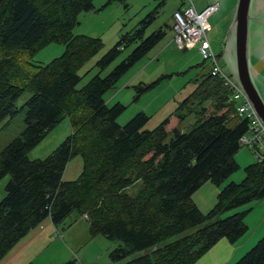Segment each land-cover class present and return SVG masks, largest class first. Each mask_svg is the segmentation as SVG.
Listing matches in <instances>:
<instances>
[{
	"label": "trees",
	"instance_id": "trees-1",
	"mask_svg": "<svg viewBox=\"0 0 264 264\" xmlns=\"http://www.w3.org/2000/svg\"><path fill=\"white\" fill-rule=\"evenodd\" d=\"M111 1L127 6L128 0ZM96 9L95 0H0V127L26 110L24 131L0 151V180L10 176L0 200V261L47 218L58 225L75 211L86 216L91 237L102 234L116 243L110 252L116 263L197 264L221 239L233 244L248 233L249 210L222 217L225 212L264 199V160L249 164L241 182L222 187L240 167L236 154L249 120L238 115L231 90L209 68L177 108L179 118L186 108L197 115L188 130L171 131L170 117L146 128L151 116L143 111L120 124L127 106H108L105 95L166 31L161 26L144 38L143 26L124 34L98 61L100 71L124 45L137 38L140 44L109 74L98 73L78 88L80 69L103 43L75 34L74 27L81 13ZM165 26L173 29V24ZM60 42L66 45L61 56L44 65L34 62L40 49ZM143 85L139 93L154 83ZM26 91L31 96L18 106ZM196 103L199 112L193 110ZM66 117L71 134L47 157L30 158L31 150ZM76 156L82 157L83 170L78 178L64 180ZM209 180L222 188L214 206L203 212L193 195ZM192 228L197 230L160 245ZM146 249L150 252L124 262ZM233 264H264V236Z\"/></svg>",
	"mask_w": 264,
	"mask_h": 264
},
{
	"label": "rangeland",
	"instance_id": "rangeland-1",
	"mask_svg": "<svg viewBox=\"0 0 264 264\" xmlns=\"http://www.w3.org/2000/svg\"><path fill=\"white\" fill-rule=\"evenodd\" d=\"M218 1L219 0H193L195 4L197 2V4L200 3L204 6L203 9H197L198 7L195 6L198 11H202L209 5ZM95 5L97 8L95 11L83 12L80 14L79 23L74 27L75 34L99 37L102 39L103 43L102 48L80 69L79 73L82 76V80L78 84V88H82L98 73L101 76L109 74L140 44L141 39L137 38V41H134L132 44L124 45L118 57H116L112 63L108 64L105 69L100 71L97 66L98 61L122 39L124 34L128 32L134 33L136 27L145 26L144 38H147L152 32L154 33V31H157L161 26H164L166 31L164 39L151 48L144 57L135 62L127 72L120 77L114 88L106 93L105 99L108 106H112L117 102H121L127 106V109L119 117V123L122 125L127 123L135 114L143 111L151 117L153 114V119H151L152 125H156L157 122L170 117L169 129L171 131L175 128L182 131L188 130L197 120V115L188 111V108H186L180 112L181 115H184V118H179L177 108L179 104L188 97V94L194 90L196 78L200 74H206L209 71L210 63H204V59L199 54L197 46V48L191 51L178 48L174 42L175 34L173 29L169 26H165L166 24H173V11L178 7L179 1L128 0L127 7L124 3L118 1L109 2V0H95ZM208 38L210 41L209 36ZM65 48L66 45L64 42L51 43L36 53L34 62L36 61L37 64L42 65L47 64L54 58L61 56ZM231 59H233V61L235 60L237 64L236 46L234 55L231 56ZM233 75L234 78L237 79L238 69H236ZM152 83H154L153 87L143 93H139L138 87H140V85L144 87L143 84L151 85ZM30 96L31 93L26 91L18 99V106H22ZM207 104L211 110V104L213 105L212 101L207 102ZM199 106L200 104L198 103L194 104L193 110L199 112ZM25 116L26 110H22L11 119L7 118L2 123V128L0 127V151L9 145L14 138L22 134L26 127ZM71 132V124L68 117H66L49 131L46 137L31 150L29 154L30 158L38 159L47 157L71 134ZM256 160L257 156L253 150L247 146H242L236 154V161L240 167L225 180L222 187L229 182H241L246 176L245 168L249 164L256 162ZM72 165L73 163L69 169ZM78 177L79 175H77L76 178ZM9 179L10 176L6 175L0 180V200L6 195L5 186ZM222 187L210 180L206 181L195 193L193 200L203 212H208L214 206ZM128 191L131 193L133 189L130 188ZM244 210H249L247 214L249 223H254L256 221L261 222L264 218V199L253 200L238 206L225 212L222 217H227L233 213ZM85 217L84 214L81 215L74 211L71 216L67 217L66 223L75 224L81 222L77 221L76 218L84 219ZM82 224L83 227L87 225L86 221H84V223H78L80 227L77 229L78 233H76L74 237L76 239V244L85 243L82 246L85 251L80 253V251L75 250V246L69 247L72 256H75L76 252L79 254L75 256L78 260V264H114V261L110 258V252L113 248H110L111 245L115 246L116 243L113 244V242L106 239L102 234H97L92 240L87 237L89 235L88 232L80 235ZM70 229L71 228H69V230ZM195 230H197V228H192L184 233L172 236L161 242L160 245L172 242ZM250 232H252L251 228L248 233ZM21 240H19V242ZM50 245L51 240L48 239L33 240L25 247L21 256L19 257L18 254L10 263L14 264L20 259V262H25L23 264H50L59 248L58 244H55L50 249ZM59 245L65 247L63 244ZM92 249L99 251L95 252ZM146 252H150V250L146 249L141 253L130 256L126 258L124 262ZM208 255L202 256L204 257L202 259H204L203 261H205V263L206 260L210 259L212 253ZM32 257L34 258L27 262V260ZM84 257H86L87 263H84ZM216 263L217 261L214 262V264Z\"/></svg>",
	"mask_w": 264,
	"mask_h": 264
},
{
	"label": "crops",
	"instance_id": "crops-1",
	"mask_svg": "<svg viewBox=\"0 0 264 264\" xmlns=\"http://www.w3.org/2000/svg\"><path fill=\"white\" fill-rule=\"evenodd\" d=\"M218 2L220 4V8L210 17V23L212 26L211 31L209 33L210 42L212 49L216 54H218L217 56L220 65L223 67L226 73L233 75L236 69H238V65L236 64V61L235 60L233 61V59H231V56L234 55L235 46H236V17H237V7L239 0H219ZM193 4L198 7V8L196 7L197 9H203L204 7L200 3L197 4V2H196L197 5L195 4V2H193ZM248 24H249V29H248L247 55H248L249 68L252 79L254 80L256 88L264 102V0H251ZM194 48L182 49V50L191 51L194 50ZM202 75L203 74H200L198 77H201ZM197 86L198 83L196 81L193 91H195ZM192 92H190L188 96ZM167 118H164L163 120L157 122L156 125H152L151 122V119H153V114H152V117L150 118L146 128L152 129ZM72 163L73 165L69 169ZM82 170H83V159L81 156H76L68 163L66 170L64 172L63 179L74 180L76 179L77 175L81 174ZM84 219L76 218L77 221H81L83 223L84 221H86L87 223L86 227H83V224L81 225L82 230L80 232V235L88 232L89 235L87 237L92 240L96 236L94 237L90 236L89 223L86 217ZM66 221L67 218L64 222L56 225L52 222L50 218H47L39 226L32 229L25 237L22 238L20 242L18 241L17 244L9 251V253L0 261V264H13L10 263V261H12L18 254L20 257L25 247L31 241L40 240V239L51 240L50 249L55 244H58L59 246L57 252L53 257V261L50 264H64L67 261L74 259L75 256L79 254L76 252L75 256H72V254L70 253L71 247L75 246V250L80 251V253L85 251V249L83 250L82 248V246L85 243L76 244V239L74 237L75 234L78 233L77 229L80 227L78 226V223L81 222H77L75 224H67ZM246 221L249 224V229L250 228L252 229V232L247 233L245 236H243L241 239H239L237 242L233 244L229 243L227 239H221L208 253L205 254V256H207L208 254L210 255L212 253L210 259L206 260L205 263V261H203L204 259H202L204 257H202L197 264H214L215 261H217L216 264H232L235 261H237L241 256H243L258 241V239L264 236V218L261 222L256 221L254 223H249L247 216ZM69 228L71 229L69 230ZM59 244H63L65 247H62ZM112 248H114V246L111 245L110 249ZM92 250H94L95 252L99 251L96 249H92ZM37 256L40 257L39 255ZM33 258L34 257L28 259L27 262ZM86 260H87L86 257H84L83 258L84 263H87ZM23 263L25 262H20L19 259V261H17L14 264H23ZM114 264H123V262L120 263L114 262Z\"/></svg>",
	"mask_w": 264,
	"mask_h": 264
},
{
	"label": "built area",
	"instance_id": "built-area-1",
	"mask_svg": "<svg viewBox=\"0 0 264 264\" xmlns=\"http://www.w3.org/2000/svg\"><path fill=\"white\" fill-rule=\"evenodd\" d=\"M178 1L180 6L173 12L175 44L180 49H192L197 46L200 55L210 63L212 75L224 80L232 92L230 101L236 103L238 115L249 120L248 130L240 138L241 145L251 148L258 160H264V120L239 78L235 80L221 67L208 38L212 28L210 17L220 8L219 2L198 11L192 0Z\"/></svg>",
	"mask_w": 264,
	"mask_h": 264
},
{
	"label": "water",
	"instance_id": "water-1",
	"mask_svg": "<svg viewBox=\"0 0 264 264\" xmlns=\"http://www.w3.org/2000/svg\"><path fill=\"white\" fill-rule=\"evenodd\" d=\"M251 0H239L236 17V48L238 78L244 90L254 103L259 115L264 120V102L253 82L247 55L249 9Z\"/></svg>",
	"mask_w": 264,
	"mask_h": 264
}]
</instances>
